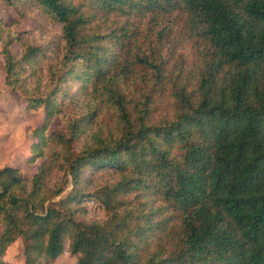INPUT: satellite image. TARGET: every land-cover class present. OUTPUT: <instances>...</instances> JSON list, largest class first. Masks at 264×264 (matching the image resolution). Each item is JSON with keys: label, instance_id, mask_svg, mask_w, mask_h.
I'll return each instance as SVG.
<instances>
[{"label": "trees", "instance_id": "1", "mask_svg": "<svg viewBox=\"0 0 264 264\" xmlns=\"http://www.w3.org/2000/svg\"><path fill=\"white\" fill-rule=\"evenodd\" d=\"M29 1L60 25L66 68L36 43L13 54L0 21L5 83L43 109L26 131L36 171L0 165V264L17 239L23 264H66L63 250L76 264H264V0ZM185 39L195 53L175 61ZM71 77L86 112L59 99ZM105 103L114 131L89 136ZM55 116L64 128L44 134ZM97 170L115 180L89 191Z\"/></svg>", "mask_w": 264, "mask_h": 264}, {"label": "rangeland", "instance_id": "2", "mask_svg": "<svg viewBox=\"0 0 264 264\" xmlns=\"http://www.w3.org/2000/svg\"><path fill=\"white\" fill-rule=\"evenodd\" d=\"M0 21L3 26L10 28L17 37L11 47L13 54L17 55L23 49V44H38L43 46L44 53L39 57L45 64H54L56 59L62 54V42L60 40V25L55 19L39 7L36 3L29 0H21V3L9 6L0 0ZM180 36L177 26L174 29L170 39L175 40ZM178 53L175 61H189L195 53V47L185 40L176 42ZM169 47L165 46V50ZM182 54V56H181ZM188 65V62H186ZM56 74L64 70L60 66H56ZM28 71V66L25 64L22 68ZM65 95H58L59 99L63 96L65 99L74 98L71 100L73 105L71 108L72 114H80L87 111L85 104L88 98L80 89V82L73 77L63 80ZM94 103V101H93ZM163 110V109H162ZM98 115L94 119V123L89 125L87 134L91 136L93 132L101 131L106 134L114 131L117 122V115L113 108L108 103L101 109H98ZM43 122V109L39 108L36 111H27L26 102L23 97L15 90L8 87L5 83V71L3 68V57L0 54V164H10L18 166L24 176V179H29L36 171L40 158H35L34 162H28L30 156V144L36 139L26 136L28 129L39 126ZM64 123L61 118L55 116L49 122L47 130L44 134L48 135L52 130L64 128ZM88 141V136H79L73 143V150L81 149ZM89 170L88 172H91ZM115 177L111 172L105 170H97L92 172V180L86 185L87 190L93 191L95 187L112 182ZM88 215L96 220H104L105 214L103 209L94 199L87 200ZM67 244V243H66ZM14 252V258L12 253ZM11 253V254H10ZM10 257L8 264H23L22 241L15 240L10 247ZM61 262L66 264H76V257L63 250L59 256ZM60 262V261H59Z\"/></svg>", "mask_w": 264, "mask_h": 264}, {"label": "crops", "instance_id": "3", "mask_svg": "<svg viewBox=\"0 0 264 264\" xmlns=\"http://www.w3.org/2000/svg\"><path fill=\"white\" fill-rule=\"evenodd\" d=\"M1 165V164H0ZM10 247H11V245L8 247V249L6 250V253H5V256H4V259H5V261L7 262V263H9L8 261H9V258H8V256L10 257V254L12 253H10ZM10 253V254H9ZM67 253H68V251H67ZM12 255L13 256H11V257H15L14 255V252L12 253ZM59 259V258H58ZM58 261H60L61 262V260H58Z\"/></svg>", "mask_w": 264, "mask_h": 264}]
</instances>
